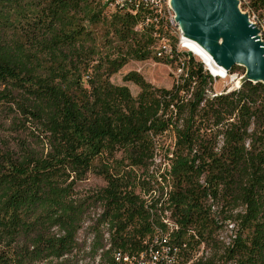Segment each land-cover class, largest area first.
Here are the masks:
<instances>
[{"label": "trees", "instance_id": "1", "mask_svg": "<svg viewBox=\"0 0 264 264\" xmlns=\"http://www.w3.org/2000/svg\"><path fill=\"white\" fill-rule=\"evenodd\" d=\"M248 7L264 13V0ZM168 29L147 8L110 12L104 0H0V264H78V234L97 205V264L140 250L166 211L188 244L184 264L201 242L212 253L192 264H264V84L210 97L214 78L190 53L169 90L137 72L123 77L137 97L110 81L129 59H150ZM168 130L171 182L144 181L146 199L132 172L153 164ZM90 172L106 185L79 197ZM226 222L229 245L215 237Z\"/></svg>", "mask_w": 264, "mask_h": 264}, {"label": "rangeland", "instance_id": "2", "mask_svg": "<svg viewBox=\"0 0 264 264\" xmlns=\"http://www.w3.org/2000/svg\"><path fill=\"white\" fill-rule=\"evenodd\" d=\"M239 1L240 8L244 14L246 13V11L251 10V8L248 7L249 0ZM167 2L169 4L170 0H167ZM242 5L246 7L242 9ZM166 7V10L159 14V17L163 18L165 21H168V15H171L172 13L168 10V5H166ZM257 14L264 15L263 12H258ZM163 35L164 37L158 41V45L154 48L153 54L150 59L145 61L129 59L127 64L118 73L111 76L110 81L114 85L127 86L130 89L132 96L137 97L138 93L140 92V88L131 82L123 81V77L129 72L139 73L144 78V80L150 83L154 88L169 90L173 87L175 81L183 72L181 67L182 63L188 59L187 57H185L187 53H190L197 62L202 63L204 66V63L201 59L181 46V36L178 28L164 30ZM163 46H166L170 50L176 49V52L180 54V61L171 62L172 56L167 57L168 59H156L155 56H157L158 49ZM228 72V77L226 79H214L213 85L209 91L210 97H213L212 94H219L224 91L236 89L237 81L241 78L243 79L245 76V68L241 66H234ZM236 77L237 80H232ZM174 147L175 134L172 130H168L161 136L156 138V149L153 164L148 169H133L132 177L136 178V182L138 183L136 186L137 188H135L137 194H141L146 199L149 197V194L147 196L144 195L145 191L147 192V190L150 189L148 188V186H144V181L149 182V187L156 190L159 186H162L161 179H163V177H168V183L169 181L171 182V180H169V178H171L169 177V171ZM202 182L203 180H201V183ZM168 183H163L165 189H170V185ZM105 185L106 182L102 176H99L94 172H90L87 174L86 178L83 181L77 184L75 191L79 197H88L96 193L102 187H105ZM150 195L155 196L156 194L150 193ZM214 205L216 209H218L221 207V202L214 203ZM101 212L102 207L97 205V208H94V210H92L90 217L86 220L82 230L78 234V242L85 244L83 249L78 253V264L98 263L97 258L92 259V256L90 255L91 245L94 241V234L90 231V227L94 224L97 215ZM167 217L170 218L171 223H175V218L172 216L171 211H168ZM217 220H220V217L217 216ZM105 231V237L107 238L108 232L107 230ZM215 237L225 243L228 242V239L230 237L228 233V227L224 226L221 229H218ZM207 249L209 257L212 253V250L210 246Z\"/></svg>", "mask_w": 264, "mask_h": 264}, {"label": "water", "instance_id": "3", "mask_svg": "<svg viewBox=\"0 0 264 264\" xmlns=\"http://www.w3.org/2000/svg\"><path fill=\"white\" fill-rule=\"evenodd\" d=\"M185 39L196 42L225 71L245 68L246 81L264 84V48L239 0H170Z\"/></svg>", "mask_w": 264, "mask_h": 264}, {"label": "built area", "instance_id": "4", "mask_svg": "<svg viewBox=\"0 0 264 264\" xmlns=\"http://www.w3.org/2000/svg\"><path fill=\"white\" fill-rule=\"evenodd\" d=\"M162 2H167V0H104L107 9L110 12H115L117 10H125L130 13L136 14L138 11H140V9L147 8L158 16L164 10H166V9H162ZM246 13L249 16L250 23L258 22V39L263 44V48H264V39H262V30L264 29V16H262L261 14H257L251 10L246 11ZM167 19L168 21H165L164 19L163 20L167 23V27L169 29L178 28L180 33H182L179 25L176 22L174 11H173V15H168ZM157 56L159 58L171 57L172 49L170 50L166 46H163L158 49ZM204 69L210 74V70H207V68H205V65H204ZM232 80H237V77ZM240 87L241 84H239L234 90H238L240 89ZM231 91L233 90L224 91L219 94H212V96L215 97L217 95L226 94ZM211 208L213 209V213L216 214L217 209L215 205H212ZM167 213L168 211H166L163 215H161V222L163 226H160L159 238H151V236H148L143 241L142 248L136 252L125 251L122 249L115 250L113 252L114 264H184L183 252L185 250H188V246L187 243H183L181 245H171V236L175 235L179 227L176 224V222L175 223L170 222V218L167 217ZM225 225H226L225 227H228V233L230 235L228 239L229 241L226 242V244L229 245L236 238V234H235L236 231L234 224L230 222H226ZM164 227H171V236H162V228ZM190 233L194 234L192 231H190ZM195 237L197 239V236ZM207 256H208V249L205 243L201 242L193 252L192 263L194 260H197L198 258L207 257Z\"/></svg>", "mask_w": 264, "mask_h": 264}, {"label": "bare ground", "instance_id": "5", "mask_svg": "<svg viewBox=\"0 0 264 264\" xmlns=\"http://www.w3.org/2000/svg\"><path fill=\"white\" fill-rule=\"evenodd\" d=\"M166 5H168V10L172 13L170 14L173 15V10L170 7V3L168 4V2H162V9L167 8ZM251 24H253L258 29V22H251ZM180 36H181V43H182L181 46L187 49L188 51L192 52L199 59H201L205 67L207 68V70H210V75L214 79H217V78L226 79L228 77L229 72H226L224 69L217 67L212 62L210 55L204 49H202L196 42L189 40V39H185L182 33H180ZM262 39H264V29L262 30ZM241 81H242V78L237 81L236 86H238L241 83ZM166 229L167 231H164L162 228V236H171V227H167ZM159 237H160V227L158 226L155 228V232L151 238H159ZM171 245H178V243L176 242V239L173 236H171ZM191 263H192V260H190L187 264H191Z\"/></svg>", "mask_w": 264, "mask_h": 264}]
</instances>
